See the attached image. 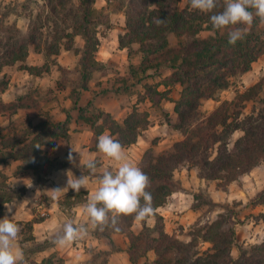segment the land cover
<instances>
[{
    "label": "trees",
    "instance_id": "1",
    "mask_svg": "<svg viewBox=\"0 0 264 264\" xmlns=\"http://www.w3.org/2000/svg\"><path fill=\"white\" fill-rule=\"evenodd\" d=\"M91 4L92 0L79 1L80 22L75 31V35L81 36L84 41L79 64L84 78L82 91H87V81L91 74L104 67L94 58L99 41L97 32L91 28ZM166 8L161 0H128L124 9L125 35L128 40L119 41V47L126 48L127 58L130 60L132 45H138L141 59L139 65H129L131 77L143 76L149 71L162 68L171 70L160 83L164 87L163 91L145 86L146 99L153 106L160 104L162 100H168L171 86H182L180 97L174 102L173 112L176 118L172 126L181 134L182 139L174 142L170 150L156 157L151 148L143 153L139 168L150 178V186L146 190L152 194L155 212L141 221V230L134 233L132 226L135 220L132 216H127L119 219L116 226L118 231L106 226L103 231L95 229V236L110 239L113 234L124 235L128 241L126 254L131 264H137L139 259L146 258L150 251L155 258L147 264H264V242L248 245L246 248L238 247L235 224L229 214L219 215L214 221H196L191 227L190 241L182 242L164 231L163 218L157 213V209L175 191L172 179L178 167L191 164L198 169L197 177L200 180L229 184L264 161L262 80L243 92H237L233 101L221 102L207 116L200 113L202 101L214 100L218 91L229 86L231 78L249 72L252 63L264 54V30L257 29V23H253L246 36L233 46L228 43L227 29H212L209 21L211 14L193 10L189 3L182 9L167 11ZM221 10L218 8L215 11ZM153 18L166 19L167 22L157 26L153 23ZM203 32L209 34L202 38L200 35ZM169 35L176 39L173 47L169 46ZM29 46H38L32 37L27 42L14 43L5 54L6 60L0 63V73L4 66L24 62ZM26 70L30 71L31 67ZM6 88V81L0 78V94ZM259 95L262 98L259 100L261 107L257 113L253 112L240 119L244 104L255 101ZM70 96L72 109L78 112L79 120L88 125L93 133L90 151L98 150L93 144L98 142V137L104 132H108L123 147L134 144L149 124L148 112L139 111L136 106L118 123L111 114L90 102L86 107H79V95L75 92H70ZM19 103L16 101L14 105L7 106L0 101V108L7 106L14 113L21 108V101ZM69 121L70 116L67 114L64 122L43 121L32 128L28 127L21 135L3 138L1 146L10 152L6 155L0 151V163L8 156L21 158L23 165L20 168L30 169L36 174L41 161V146H48L45 144L47 139H67ZM236 131L242 132V135L230 148L228 141ZM49 146L54 147L55 143ZM74 168L83 174H89L87 166L75 163ZM12 190H0V215L3 205L14 199ZM82 194H74L76 202L82 201ZM70 198L71 196L67 198L66 204H70ZM260 200L264 201V197ZM191 208L198 209L199 206L192 204ZM149 218L154 220L152 226L147 225ZM202 244H208V247L202 250ZM233 247L238 248L236 258L231 255ZM97 253L93 256L96 260L94 264H109L107 252ZM100 257V261H97ZM29 264L37 263L30 261ZM41 264H63V261L49 258Z\"/></svg>",
    "mask_w": 264,
    "mask_h": 264
},
{
    "label": "rangeland",
    "instance_id": "2",
    "mask_svg": "<svg viewBox=\"0 0 264 264\" xmlns=\"http://www.w3.org/2000/svg\"><path fill=\"white\" fill-rule=\"evenodd\" d=\"M79 1L0 0V63L6 60L5 54L14 43L27 42L32 37L38 45L28 47L29 52L24 62L18 63L16 66L10 65L14 72L9 66L2 68L1 73L3 75H0V78L6 81L11 71L20 83L16 87L17 90L14 92L12 102L9 105L21 101V108L14 113L8 110L7 104H4L7 106L0 108V136L11 138L14 135H21L28 127L32 128L43 122L44 120L40 117L53 110L61 111L70 116L69 112L74 110L72 109L70 92H75L79 95V107H86L90 102L103 111H107L118 123L122 122L134 106L139 111H147L149 124L140 135L142 139L146 140V143L140 142L146 145L147 149L153 150L154 157L170 150L174 142L182 139L181 134L172 128L176 118L173 112L174 102L180 97L182 86H171L168 100H162L160 104L153 106L146 99L145 86L163 91L164 87L160 83L171 73V70L162 68L157 71H149L143 76L131 77L129 75V65H139L141 54L138 52V45L134 44L131 47L132 57L128 60L126 49H119L118 46L119 41L127 42L128 40L122 31L125 23L124 9L128 0H92L93 20L91 28L97 32L99 41L94 58L97 63H102L104 67L91 74L87 81V91L81 90L83 76L79 64L84 41L81 36L75 35L80 22ZM161 1L164 2L167 11L182 9L189 3V0ZM254 23H257V29L264 30V24H260L258 18L254 20ZM208 34L203 32L200 36L204 38ZM168 41L170 47L176 45V39L173 36L169 35ZM28 67H31L30 71L26 70ZM259 80H262L264 92V56L259 57L252 64L248 73L231 78L229 86L218 91L214 100L202 101L201 115L207 116L223 101H233L237 92H243ZM5 96L6 94L1 93L0 101H3ZM261 98L262 95H259L255 101L245 103L241 109L240 119L253 112L257 113L261 107L259 102ZM139 99L140 102H138ZM65 102L67 106H64ZM101 103L103 105L99 106ZM56 104L57 106H54ZM24 105H27L29 110ZM230 113H232L231 110ZM74 117H77L75 120L77 126L78 112L74 114ZM46 118L47 121L56 122L52 116ZM70 119L73 118L70 116ZM67 126L72 132H78L72 121ZM106 134L108 135V132ZM241 135L242 132L236 131L230 136L228 141L230 148ZM78 138H76V142H78ZM51 143H55V140L47 139L45 144L48 146H41V161L36 171L39 184H42L41 181H45L44 177L52 176L55 174V170L63 166L53 156L52 147L49 146ZM96 143L95 141L93 145H97ZM70 153L68 152V155ZM71 155L73 159L68 162V165L74 172H79L74 168L76 160L73 153ZM16 160L22 161L21 158L14 157V162ZM12 170L15 173L24 169L16 166ZM252 170L255 172L254 175L246 177L244 176L246 174H243L235 182L229 184H225L223 181H205V186H201L195 179L196 173L197 175L199 173L198 169L191 164H185L174 171L173 190L185 189L191 192L192 204L200 208L201 217L199 220L201 222L214 221L219 215L229 214L235 224L236 245L240 248H246L248 245L264 242V201L260 200L262 196L264 197V161H261ZM7 182L8 177L0 170V190H12ZM183 182L187 183L185 187L181 186ZM12 191L15 199V197H22L26 189ZM230 192H232V198L227 201L225 194L228 195ZM81 198L83 199V197ZM151 223L148 222V224ZM251 223H254V227L256 225L258 230L250 238L252 241L249 242L245 225L250 226ZM16 224L20 229V238L17 243L21 245L24 260L30 262L32 251L36 249L34 244L31 245V228L28 223L23 221ZM191 233V229L184 233L189 236V241ZM116 244L121 248L124 243L118 242ZM207 247L208 244L201 245L202 250ZM97 252L94 249H89L88 258L83 264H94L96 260L93 256L98 254ZM231 255L233 258L237 257V247L232 248ZM51 258L53 260L58 259L55 254ZM100 259L101 257L97 261ZM147 259L148 257L141 258L137 263L147 264Z\"/></svg>",
    "mask_w": 264,
    "mask_h": 264
},
{
    "label": "crops",
    "instance_id": "3",
    "mask_svg": "<svg viewBox=\"0 0 264 264\" xmlns=\"http://www.w3.org/2000/svg\"><path fill=\"white\" fill-rule=\"evenodd\" d=\"M122 31L124 34L127 32L125 23ZM119 49L126 48L119 47ZM18 63L19 62L13 65L16 66ZM12 66L9 67H11V71L14 72ZM10 72L6 80L8 81L7 88L3 92V95L6 94V98L2 99L4 104H10L12 102L13 94L17 90L16 87L20 84L16 75L13 72ZM0 75L2 76L3 73H0ZM57 104L54 106H57ZM102 105L103 103L99 104V106ZM64 106H67L66 102ZM27 108L26 109L29 110V107ZM76 112V110L69 112L70 116L73 118L72 120L70 119V121H72L75 126V120L77 117H74V114ZM51 116L56 122H64L67 117L65 113L53 110L46 115L44 114L41 116L40 119L47 121L46 117ZM76 128L78 132H72L68 129L67 139L59 138L55 140V146L52 147L53 156L57 158L63 166L55 170V174L52 176L44 177L45 181H41L42 184H39L37 175L30 169L18 170L14 173V170H12L13 167L17 166V168H20V166L23 165L22 161L19 162V160H16L14 162V156H8L4 162L0 163V170H2V173L8 177L7 183L9 186L14 190L26 189L22 197L15 198L11 202L3 205L2 214L0 215L3 216L0 219H3L7 215L8 218L13 219V222L15 223L23 221L29 224L31 228V238L33 239L31 240V245H39V247H36V249L32 251L31 258V261L37 264H41L43 261L51 258L53 254L61 259L63 264H83L88 258L89 249L107 252V261L109 264H131L127 260L128 258L126 254L127 238L120 234H113L110 239L97 238L95 236V230L90 227L89 219L85 215L83 207L87 203L91 194L99 186V178L102 176L103 172H115L118 165L114 161L100 154L98 150L90 151L89 147L93 133L88 125L78 120ZM105 134L106 132L102 135ZM77 137H79L78 142H76ZM3 138H7V136H0V151H3L4 154L8 155L5 152L10 151L8 149H3L1 146V140ZM140 141L146 143L145 139L139 137L136 143L123 147L127 161L135 166L139 165L143 153L147 150L146 145H143ZM68 152L73 153V157L79 166H87L90 161H94L97 165V172L94 175L83 174L81 171L74 172L68 165ZM254 174L255 172L252 170L249 174L244 176L248 177L249 175L252 176ZM68 175L70 178L72 175L76 178H79L82 175L88 177L85 188H81L79 191V193H83V199L81 202L75 201L74 194L77 192L70 188L67 191H63L67 187ZM195 179L201 186H205V181L200 180L197 177V173ZM186 185L187 183L184 182L181 184L182 187H185ZM54 190H60L61 192L54 193L52 192ZM240 191L242 192L241 189ZM70 196V204H66L65 201ZM231 196L232 192L228 195L225 194V199L230 201L232 198ZM5 205L13 206L11 212L8 211ZM191 205L192 194L184 189L181 191H174L167 198L166 203L157 209V213L163 218L164 231L169 235H174L183 242L189 241V236L184 234L186 230H190L191 226H193L196 221H200L199 217H201L200 208L192 209ZM68 222H71L74 227L84 225L88 229L87 234L67 246L58 247L54 241L59 235L63 234V227ZM146 222L149 226L154 224L152 218H149ZM148 222L152 223L148 224ZM253 224L254 223H251L250 226L248 224L245 225L249 242L252 241L250 238L253 237L258 230L257 226L255 225L254 227ZM140 230L141 222L134 221L132 231L137 234ZM19 238L20 234H18L17 239L13 243L21 250L20 243H17ZM118 242L124 243L121 248L117 246L116 243ZM40 244H42V246H40ZM146 257H148L147 263H150L155 258L152 251H150ZM24 261L25 264L29 263L26 260Z\"/></svg>",
    "mask_w": 264,
    "mask_h": 264
},
{
    "label": "clouds",
    "instance_id": "4",
    "mask_svg": "<svg viewBox=\"0 0 264 264\" xmlns=\"http://www.w3.org/2000/svg\"><path fill=\"white\" fill-rule=\"evenodd\" d=\"M189 4L193 10L211 14L209 21L214 31L227 29L228 43L233 46L246 36L256 18L264 24V0H189ZM218 8L222 10L215 11ZM166 22V19L153 18L157 26ZM96 147L100 154L114 161L118 167L115 172H103L99 186L83 206L90 227L103 231L106 226H111L118 231L116 226L121 217L132 216L136 222L151 217L155 212L153 197L146 190L150 186V178L138 166L127 161L123 146L110 135L99 136ZM68 159L72 161L71 153ZM87 168L90 175L97 172L94 161H90ZM87 180L85 175L79 178L68 175L67 187L63 191L70 188L79 193L81 188H85ZM5 207L11 212L13 206ZM19 231L18 225L7 215L0 219V264H25L23 252L13 243ZM87 231L84 225L74 227L68 222L63 227V234L54 243L58 247L67 246L82 238Z\"/></svg>",
    "mask_w": 264,
    "mask_h": 264
}]
</instances>
